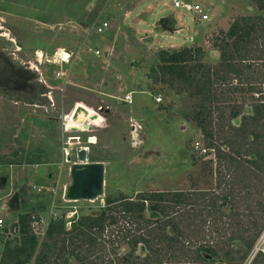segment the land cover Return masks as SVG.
Segmentation results:
<instances>
[{
    "label": "rangeland",
    "instance_id": "obj_1",
    "mask_svg": "<svg viewBox=\"0 0 264 264\" xmlns=\"http://www.w3.org/2000/svg\"><path fill=\"white\" fill-rule=\"evenodd\" d=\"M198 1L210 13L208 20L167 8L162 0H0L2 31L16 41L22 60L45 72L48 83L39 84L45 92L39 102L0 97V217L9 223L18 214L48 218L52 211L49 223L63 221L67 238L82 216L100 211L95 216L103 218L86 237L66 239L60 253V242L51 248L46 235L36 237L29 264L36 255L44 256L42 264L244 263L264 230V108L251 119L257 104L247 86L260 80L263 66H255L253 75L244 70V61L233 58L250 78L233 72L218 80L212 74L209 95L198 92L195 83L169 84L150 75L161 51L182 47L201 48L192 73L200 62L224 73L219 55L230 49L224 45L231 42L224 37L229 26L263 16L264 9L254 0ZM162 16L173 33L160 26ZM99 20L108 22L102 33L92 29ZM254 36L253 43L264 50V30L257 28ZM94 44L102 55L88 51ZM63 47L74 53L65 65L45 58ZM257 53L251 49L246 57ZM57 68L71 75L56 77ZM234 85L240 88L230 90ZM128 93L131 102L123 99ZM156 94L161 101H155ZM76 108L93 110L90 122L102 123L86 132L97 139L89 160L105 163L103 194L95 200L63 198L71 163L62 154L66 133L60 123L71 120ZM233 110L241 124L232 118ZM197 117L204 118V130ZM36 185L45 189L37 192ZM158 191H183L184 202L175 204L165 193L158 202L164 212L150 209L153 200L143 202L141 217L123 209L124 201L140 202L142 195ZM19 237L9 247L18 245ZM88 238H94L92 245ZM7 239L0 238V259ZM247 241L252 246L240 258ZM199 245L218 255L202 261L195 250ZM252 264H264L263 251Z\"/></svg>",
    "mask_w": 264,
    "mask_h": 264
},
{
    "label": "trees",
    "instance_id": "obj_2",
    "mask_svg": "<svg viewBox=\"0 0 264 264\" xmlns=\"http://www.w3.org/2000/svg\"><path fill=\"white\" fill-rule=\"evenodd\" d=\"M258 3L259 8L264 9V0H254ZM242 22L240 21H234L228 28V30L225 33V38L228 40L231 39V42L228 43L225 41L224 45L225 48L228 47L230 49L222 48L220 51V59L223 61L221 64L222 67L225 68L224 73H219L218 70L205 65L204 63H198L196 65L198 67L197 70H194L192 73L195 65L193 64V61L198 60L199 54L201 53V48H191V47H182L180 49H174L171 51L163 50L159 54V61L156 65L151 67V75L155 78V80H159L161 82H167L169 84H172L176 80H180L183 83L192 84L195 83L194 87H197L198 92L199 90L205 91V94H210L209 84H212L211 76L216 75V79L218 80H224L226 75L229 73H236L238 75H244L242 68L239 66H236V64L233 62V58H238L240 61H244V70H251L253 75L255 72H257L253 68V63L248 62L245 59L253 60L258 59L260 56L264 55V50L259 48V45L256 43H253V40L256 38L254 36V32L257 28H260L264 30V15L257 16L255 18H242ZM252 37V38H251ZM250 46V47H249ZM253 46V47H251ZM251 49L257 51V55H252L253 58L246 57L248 53L251 51ZM234 53H236L234 55ZM253 68V69H252ZM200 71L199 77H202V80L199 78H196L197 72ZM253 75L251 77H253ZM244 78L246 80L250 77H246L244 75ZM239 85H234L230 87V90L239 89ZM264 105L257 104L253 106L251 109V119L256 120L257 116L259 117L263 112ZM249 112V111H248ZM238 110H233L231 112L232 118L236 120V116L238 115ZM198 120V126L201 128V130L205 129V123L204 118H196ZM238 124H241V120L235 121ZM254 137H256V133L253 131ZM209 137H211V134H208ZM209 140H211L209 138ZM230 149L234 150L232 148V144H230ZM238 152V151H236ZM256 155L258 154V151H256ZM229 161L233 158L228 155ZM227 157V156H226ZM234 160V159H233ZM259 166V165H257ZM165 193L167 195H170L169 201L180 204L184 202L185 193L183 191H169V192H150L146 195H142L140 197V202H132L131 200L124 201L123 209L125 211H133L136 213L137 216L141 217V213L144 210V204L143 202L145 200L154 201L150 205V209L153 211L160 210L162 212L163 208L159 207V201L165 200ZM113 200V198L108 197L106 199L107 203H110ZM154 213V212H153ZM29 214L30 213H22L18 214L17 216V222L12 223L11 227H17L18 228V234L20 235V243L18 245L9 247V244L11 241L16 242V237H13L12 239H7L4 242L5 252L1 255L0 264H29L28 261L31 259L34 253V249L37 245V239L34 234L31 233L29 228ZM103 221V218L100 216H92V215H85L82 216L78 222L74 223L72 225V228L69 230L71 234L70 237H65L66 231L64 230V222L63 221H52L49 223L47 230H46V240H49V244L51 245V248H55L57 246V243H59V249L58 252L60 253L64 249V241L66 239H69L71 242L73 241L74 236L81 235L82 237H86L88 231H90L92 228L97 227L99 223ZM111 222H114V218L111 217ZM7 222V221H6ZM2 238V237H0ZM15 239V240H14ZM88 243L91 245L94 243V238H88ZM173 241V239H171ZM252 246V241L246 242V249L242 252V255L240 258H243L245 254L248 252V250ZM196 255L198 258H200L202 261H210L214 260L216 256L218 255V251L210 246L205 245H199L196 247ZM202 252H205L211 256V259H206ZM225 254H228L227 252ZM127 260V259H126ZM44 261L43 255H36V258L34 259L33 264H42Z\"/></svg>",
    "mask_w": 264,
    "mask_h": 264
},
{
    "label": "built area",
    "instance_id": "obj_3",
    "mask_svg": "<svg viewBox=\"0 0 264 264\" xmlns=\"http://www.w3.org/2000/svg\"><path fill=\"white\" fill-rule=\"evenodd\" d=\"M162 1L167 8H172V9L178 8L180 10L190 12L194 16H196L197 19H199L200 21L208 20L210 18V13L202 6V4L198 0H162ZM107 27H108V22L106 20H101V21L99 20L98 22H95L92 29L96 33H102L107 29ZM63 48H66V47H63ZM88 51L92 55L97 56V57L102 55V51L97 44L89 46ZM73 55L74 53L70 50V53H67L66 57H63V56L61 57L60 62L68 63L71 57H73ZM47 60L51 61L49 59ZM54 61H59V60H53L52 62ZM248 62L253 63V68H256L255 66H258V65L263 66L262 72H260V75H258V76H261L260 80L254 83H247V86L249 90L251 91V95L254 98V102L256 104L264 105V61L258 64H255L256 62L255 60H249ZM54 74L56 75V77L63 75V73L60 71H55ZM154 98H155V101L157 102L161 101L160 94H156ZM123 99L126 102H131V94L130 93L126 94ZM99 110H101V107L98 108V111ZM72 116H73V111L71 112V114L68 115V118ZM66 119L65 118L62 119L60 123L63 133H66L65 137H63V134H62V154L65 157L66 155L70 154L73 158L71 160L72 162V161L77 160V151L79 149L85 148L89 152V144H94L96 142V136L92 133H86V132H92L93 128L100 125L101 122L97 121L96 123L95 122L89 123L90 121L88 120L87 123L85 124L90 126L91 129H87L86 127H84L83 124H81L78 127V130H73V129L67 128L65 124ZM84 132L86 133L85 135L86 140H83L81 136V134ZM34 187L36 188L37 192L43 191L45 189L43 185H38V186L36 185ZM50 190L53 191L54 189L51 187ZM52 218H54V216H52V211L50 212V215L48 218L40 213H35V212L30 213L29 214V228H30L31 233L34 234L37 238L43 237L46 233L47 227L49 225V221ZM15 222H17V218L7 223L3 218L0 217V237L5 238V239L7 238L12 239L13 237H17L18 228L11 227V224ZM261 237L263 238L262 241H264V230L262 231L255 245L259 243ZM263 243L258 245L257 249H254L255 245L252 247L251 251L247 255L243 264H252L255 258V255L258 254L259 251L264 252V248L260 247L261 245H263Z\"/></svg>",
    "mask_w": 264,
    "mask_h": 264
},
{
    "label": "flooded vegetation",
    "instance_id": "obj_4",
    "mask_svg": "<svg viewBox=\"0 0 264 264\" xmlns=\"http://www.w3.org/2000/svg\"><path fill=\"white\" fill-rule=\"evenodd\" d=\"M19 50L20 47L17 46L16 41L0 27V97L39 102L45 96V92L44 90L41 92L39 89L41 81L38 80V75L35 73V70L38 71V69L29 61L22 60L18 53ZM101 125L102 123L99 126ZM82 139L86 140L85 135H82ZM94 144H89V152ZM66 161L69 160L66 159ZM69 162L71 163V161ZM206 259L210 260L211 258Z\"/></svg>",
    "mask_w": 264,
    "mask_h": 264
},
{
    "label": "water",
    "instance_id": "obj_5",
    "mask_svg": "<svg viewBox=\"0 0 264 264\" xmlns=\"http://www.w3.org/2000/svg\"><path fill=\"white\" fill-rule=\"evenodd\" d=\"M167 17H160L159 23L160 26L165 31H170L173 33L175 28L171 27L168 23ZM40 30L51 31V28H46L43 26L37 27ZM66 53H70V50L63 48ZM55 52L46 53L45 57L53 61ZM36 75L38 72L35 70ZM35 76V74H34ZM77 108L75 109L73 116H75ZM96 116V115H92ZM237 121V118H236ZM84 127L91 129L90 126L84 124ZM73 130H78V127H72ZM179 129H182V126H179ZM66 159L71 161V156L66 155ZM104 172H105V163L101 160L91 161L89 160V152L85 148H81L77 151V160L72 161L69 166V177L70 182L65 185L63 190V198L69 201L77 200H95L103 194V185H104ZM100 211H97L98 215ZM95 213L91 212L90 215L95 216ZM202 255L205 258H211V256L205 252H202Z\"/></svg>",
    "mask_w": 264,
    "mask_h": 264
},
{
    "label": "bare ground",
    "instance_id": "obj_6",
    "mask_svg": "<svg viewBox=\"0 0 264 264\" xmlns=\"http://www.w3.org/2000/svg\"><path fill=\"white\" fill-rule=\"evenodd\" d=\"M62 56L66 57L67 53L63 50V48H59L55 51L53 59L60 61ZM40 57H42V52H41ZM80 110L81 109L75 112V116H73L71 120H66L65 124L68 129H72V127H79L81 124L84 125L85 123H87V121L90 118L93 117L92 115L95 114L93 110L91 111H85V110L80 111ZM262 239L263 238L261 237L259 243L254 246V249H257L258 245H260L263 242Z\"/></svg>",
    "mask_w": 264,
    "mask_h": 264
},
{
    "label": "crops",
    "instance_id": "obj_7",
    "mask_svg": "<svg viewBox=\"0 0 264 264\" xmlns=\"http://www.w3.org/2000/svg\"><path fill=\"white\" fill-rule=\"evenodd\" d=\"M168 21H169V19H168ZM169 23V22H168ZM176 29H178L179 30V28L178 27H176ZM47 32H50V31H47ZM51 63H55V64H60V65H65L66 63H64V62H60V61H54V62H52L51 61ZM37 67V66H36ZM57 67V66H56ZM37 69H38V67H37ZM58 70L57 71H60V72H62L61 70H60V68H57ZM38 80H40L41 82H45V84H48L47 83V81H46V77L44 76L45 75V72H42V71H40L39 69H38ZM64 74L63 75H61V78H62V76H65V77H67V79H68V77L71 75L70 74V72H68L67 74L65 73V72H63ZM40 75V76H39ZM68 82H70L69 80H68ZM79 110V109H78ZM81 111V110H80ZM82 135H86V134H84V133H82L81 134V136ZM91 150V149H90ZM91 161H96V160H98V159H90ZM38 186V185H37Z\"/></svg>",
    "mask_w": 264,
    "mask_h": 264
}]
</instances>
